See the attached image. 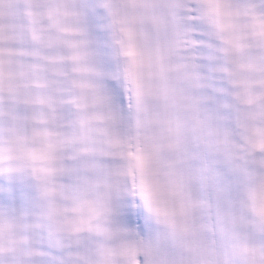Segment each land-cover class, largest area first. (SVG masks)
Returning a JSON list of instances; mask_svg holds the SVG:
<instances>
[{
	"label": "snow or ice",
	"instance_id": "snow-or-ice-1",
	"mask_svg": "<svg viewBox=\"0 0 264 264\" xmlns=\"http://www.w3.org/2000/svg\"><path fill=\"white\" fill-rule=\"evenodd\" d=\"M0 264H264V0H0Z\"/></svg>",
	"mask_w": 264,
	"mask_h": 264
}]
</instances>
